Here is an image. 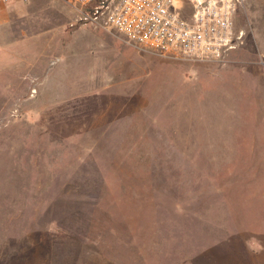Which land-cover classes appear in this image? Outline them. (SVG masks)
I'll return each instance as SVG.
<instances>
[{"label":"rangeland","instance_id":"1","mask_svg":"<svg viewBox=\"0 0 264 264\" xmlns=\"http://www.w3.org/2000/svg\"><path fill=\"white\" fill-rule=\"evenodd\" d=\"M90 9L0 0V264H264V0L223 63Z\"/></svg>","mask_w":264,"mask_h":264},{"label":"built area","instance_id":"2","mask_svg":"<svg viewBox=\"0 0 264 264\" xmlns=\"http://www.w3.org/2000/svg\"><path fill=\"white\" fill-rule=\"evenodd\" d=\"M90 7L106 26L141 50L170 61L223 63L242 43V0H66Z\"/></svg>","mask_w":264,"mask_h":264}]
</instances>
